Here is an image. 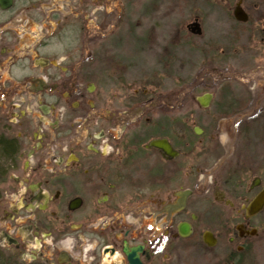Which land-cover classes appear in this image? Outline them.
<instances>
[{
    "label": "flooded vegetation",
    "instance_id": "1",
    "mask_svg": "<svg viewBox=\"0 0 264 264\" xmlns=\"http://www.w3.org/2000/svg\"><path fill=\"white\" fill-rule=\"evenodd\" d=\"M263 186L264 0H0V264H264Z\"/></svg>",
    "mask_w": 264,
    "mask_h": 264
},
{
    "label": "rangeland",
    "instance_id": "2",
    "mask_svg": "<svg viewBox=\"0 0 264 264\" xmlns=\"http://www.w3.org/2000/svg\"><path fill=\"white\" fill-rule=\"evenodd\" d=\"M150 45L153 46L154 44H147V47ZM184 45H186V44L182 45L183 46L182 50L184 51L183 57L186 56V54H185L186 53V49H185L186 46L184 47ZM131 46L137 47L138 44H134V45L132 44ZM162 46H164V48H165V44H162ZM133 52H135V54ZM155 52H156L155 50H154V52L153 51H150V52L146 51L144 54H140L139 52H137V49L131 51V53H133V55H130L131 59H133L131 64H134V70L133 71H135V73L143 72V74L145 75L144 82L146 84L152 83V82H160V87L165 88V89H169L172 87V81L173 80L170 78H163L162 76H160L161 71L159 69V66L156 64V62L154 60V58L156 57V56H154V54H156ZM179 53H180V50L178 51V54ZM183 57H181V58H183ZM161 68H162L163 73L166 72L164 70L165 65H161ZM169 72L170 71H168V73ZM188 72H189V70H186V69L178 71V73H177L178 82L181 81L180 78L184 77V75ZM156 80H158V81H156ZM178 82H177V84H178Z\"/></svg>",
    "mask_w": 264,
    "mask_h": 264
},
{
    "label": "water",
    "instance_id": "3",
    "mask_svg": "<svg viewBox=\"0 0 264 264\" xmlns=\"http://www.w3.org/2000/svg\"><path fill=\"white\" fill-rule=\"evenodd\" d=\"M264 204V186L250 202L249 208L258 210Z\"/></svg>",
    "mask_w": 264,
    "mask_h": 264
}]
</instances>
